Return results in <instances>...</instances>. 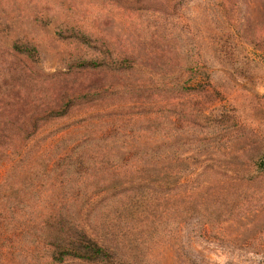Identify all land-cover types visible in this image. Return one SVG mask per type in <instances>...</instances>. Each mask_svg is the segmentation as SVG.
Segmentation results:
<instances>
[{
	"label": "rangeland",
	"instance_id": "rangeland-1",
	"mask_svg": "<svg viewBox=\"0 0 264 264\" xmlns=\"http://www.w3.org/2000/svg\"><path fill=\"white\" fill-rule=\"evenodd\" d=\"M17 42L42 72L82 70L97 96L45 128L12 181L36 193L23 223L0 215V264H264V0H0V63ZM165 49L182 67L160 59ZM179 78L195 89L149 94ZM92 112L109 115L91 118L103 137L88 160L71 148L82 129L71 120ZM58 163L73 165L62 181L41 175ZM62 211L109 257L55 259L58 239L34 224ZM6 236L31 247L8 250Z\"/></svg>",
	"mask_w": 264,
	"mask_h": 264
},
{
	"label": "trees",
	"instance_id": "trees-1",
	"mask_svg": "<svg viewBox=\"0 0 264 264\" xmlns=\"http://www.w3.org/2000/svg\"><path fill=\"white\" fill-rule=\"evenodd\" d=\"M14 45L15 50L13 52L8 50L6 53L12 60L9 63H0V163H8V169L5 176H3L4 179L0 181V191L3 186L11 184L12 181L14 182L17 177L21 176V171L29 163V158L38 151L36 147L50 135L51 131L48 134L41 135L45 128L51 126L53 122L59 119L69 118L70 115L80 113L71 112L73 110L90 109L86 105V102L88 103L86 97L88 95L97 96V92L92 93V91H89L90 89L85 90L87 81L83 71L79 70V68L70 67L67 70L49 73L42 72L26 62L23 56L24 50L20 48L22 43L17 42ZM160 59L165 64L173 65L174 67L182 63L176 54L173 52L171 54L167 49L161 52ZM185 81L179 78L177 82H172L171 85L170 83H160L156 86L157 89H150L149 94L161 89L167 95L180 93V97L186 96L189 91L192 92L195 88L192 86L187 87ZM134 91L121 90L120 92L121 95L130 96L131 92ZM136 92L143 93L137 90ZM106 93L110 95L108 90H106ZM113 94L115 95L116 93L113 92ZM107 115L109 114H105V112H92L91 115L82 114L76 121L71 120L72 124L80 123V128L83 129V132L81 129V134L73 141L71 148L75 149L74 151L78 150L77 153L83 154L88 160H91L88 151H97V143L103 137L95 129L90 128L91 125L95 124L91 118L102 119L103 116L106 117ZM175 115L179 119H181L180 116L183 117L181 114ZM89 119L91 120L89 121ZM85 121L86 126H84ZM188 122H193L196 125V115L192 114V112L189 113ZM69 126H71L70 123L58 126L53 133H58ZM92 163H94V160ZM58 164L52 169L42 170L41 175L44 172L48 179L53 172H57L55 174L57 176L56 180L62 181V177L64 178L65 175L70 174L73 165L69 164L62 168L66 170L65 173L61 169L62 164ZM35 178L33 176L31 180ZM11 185L14 188L10 190L11 194H8L10 197L7 194H0V205L5 206L4 211H0V215L9 213L12 218L8 217V220L13 221L15 224L19 221L23 223L20 213L29 206V202L24 200V198L29 192L35 194L36 190L33 192V185L29 183L25 186ZM37 192L39 193L40 191ZM93 209H96V207H93ZM89 212L88 216H91L93 212ZM53 218L56 219L51 221ZM1 221L2 218L0 217V223ZM30 222L31 219L28 224H31ZM34 225V230L39 233L40 237L50 238L54 236L58 239V241L50 243L51 245L54 244V248L59 249V256H54L55 259L61 260L66 255L92 261L102 257H109L110 255L109 246H104L103 243L85 232L81 231V235H78V228L68 224L65 211L52 218L49 217L45 221H37ZM58 227H61V229ZM65 227L70 229V233L63 234ZM16 228H19V226H16ZM23 230V228H20L19 232ZM74 235L78 236L74 237ZM0 236L3 235L0 234ZM13 237L6 236L4 240L8 250L12 247L16 249V246L11 242ZM63 244L66 246L65 248L62 247ZM30 247L31 244L28 245L27 242H24L17 246L16 250L20 252L29 250Z\"/></svg>",
	"mask_w": 264,
	"mask_h": 264
}]
</instances>
